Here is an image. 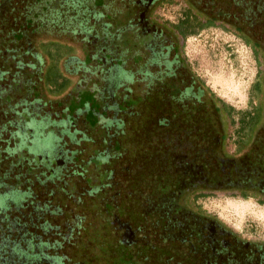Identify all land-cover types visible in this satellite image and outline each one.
I'll return each mask as SVG.
<instances>
[{
    "label": "flooded vegetation",
    "instance_id": "af4514ba",
    "mask_svg": "<svg viewBox=\"0 0 264 264\" xmlns=\"http://www.w3.org/2000/svg\"><path fill=\"white\" fill-rule=\"evenodd\" d=\"M191 1L196 11L207 16L213 15V0ZM23 2L21 0L17 4L15 0H1V31H8L7 28L17 31L26 16L32 17L35 14L34 16L40 17L46 11L50 12L52 19H47L46 31L37 35V42H34L37 46H42L46 59H50L46 52L48 45H56L59 49L61 47L68 51L75 46V53L79 56L83 53L88 57L102 53L112 60L122 61L126 52H132L143 58L146 67L142 74L132 69L136 73L126 76L129 84L125 88L132 91L133 94L129 93L130 95H140L143 92L152 95L147 96L146 100L150 98L155 111L159 112L166 123L162 128L169 133V137L164 140L167 148L182 146L188 156H194L196 153L193 146H200L201 151H210L214 146H226L229 142L236 143L241 139H229V124L223 114L227 110L226 104L220 103L218 98L221 97L209 89L194 72L190 62L182 54L179 33L176 37L172 35L171 31H175L157 14V8L164 4L163 1L107 0L105 3L110 10L107 15L99 6L90 5L89 2L93 4V0H27V6L31 5V12L28 10L23 17L14 15L15 23L16 17L24 19L13 28L12 24L6 28V18L19 12L18 7L26 4V1ZM84 11L88 13L85 16L88 21L79 23V19L73 20ZM8 13L11 14L8 16ZM112 21L117 26L111 32L115 26ZM27 62L28 60L23 64ZM4 65L6 69L4 72L0 71V82L6 80L8 83L0 85V92H10V86L14 84L11 68ZM40 68L43 69L41 75L47 74L46 68ZM62 69L65 70L64 66ZM21 72L19 74L22 79L19 80L20 84L17 83L19 90L15 93L17 98L31 97L27 91L33 85ZM63 76L65 79L69 77L66 74ZM103 76L105 78L108 75ZM114 77L111 79L112 82L115 81L110 88L112 95L119 93L120 87L125 84L122 81L116 88L120 76ZM43 83L50 86L48 91L54 92L51 83ZM18 91L22 94H18ZM256 92L261 98L260 102L263 101L264 104V95L258 90ZM45 109L42 106L26 105L20 110L3 111L0 107V141L6 144L4 147L0 146V264H175L178 263L176 258L184 262L189 257L194 264H197L200 257L205 259L206 264H264V244L247 243V240L228 230L218 240L213 239V236L200 237L196 234L192 237H180L178 235L182 233L176 231L166 234L159 232L163 222L153 225L151 228L157 230L150 233L148 231L151 228L145 231L143 225L127 226L129 229L123 232L115 225L112 227L115 238L110 236L113 244L111 248L104 250L105 243H101L100 233L94 230L98 226L88 218L85 220V213L82 214L81 198L85 196L87 188L82 185L80 189V181L68 177L72 173L67 168L71 159L66 156L71 153L73 157L76 152L67 153L66 147L77 143L79 137L76 142L71 143L67 135L60 134V128L54 125L53 115L50 116L49 110ZM41 123H47L46 130L39 128ZM7 126L15 130L5 141L3 134ZM43 130L45 137L53 133L59 134L60 146L51 137H48L45 146L42 143L38 146L37 141L45 139L40 136ZM35 147L40 149L38 154ZM188 156L182 167L188 165L192 168V160ZM177 157L178 155L174 156L173 162L179 165L175 160ZM13 163L17 166H12ZM36 174L38 175L35 176ZM65 177L69 181L64 182ZM60 183L62 185L57 187ZM49 184L55 186L49 195L57 201L43 199L42 195L46 193ZM82 190L85 192L82 193ZM120 192L121 200L116 205L126 218H144V215L154 211L151 206L139 212L133 210L130 190L128 197L122 187ZM125 197L131 203V208L125 204ZM60 215L63 216L62 224L55 225L54 218ZM164 217L171 223L179 221ZM144 231L147 234L142 233Z\"/></svg>",
    "mask_w": 264,
    "mask_h": 264
},
{
    "label": "rangeland",
    "instance_id": "374dc122",
    "mask_svg": "<svg viewBox=\"0 0 264 264\" xmlns=\"http://www.w3.org/2000/svg\"><path fill=\"white\" fill-rule=\"evenodd\" d=\"M20 1L15 0L17 4ZM23 1H26L25 5ZM100 1L104 3L103 0H93V4L89 3L93 7L98 5L102 8ZM161 1L164 4L157 8L159 17L168 23L177 24L184 16L185 0ZM22 2L23 4L18 7L20 11L6 18L4 22L6 28L10 24L13 28L24 19L16 17L15 23L14 15L23 17L28 10L31 12V5L27 6V0ZM212 8L217 13L220 12V15L226 14V20L229 13L239 15L237 7L215 3ZM48 11L51 10L48 8ZM10 14L8 13V16ZM34 15L26 16L17 31L9 28L8 31H1L0 28V71L4 72L6 69L4 64H7L11 68V78L14 83L10 86V92L4 90L0 92V107L3 111L20 110L24 105L45 107L46 111L49 110V115H53L54 125L60 128V134L67 135L71 143L76 142L79 137L77 143L66 147L67 153L76 152L73 157L71 153L66 156L71 159L67 168L72 173L68 174V177L80 181V189L82 185L87 188L85 196L81 198L82 214L85 213V220L88 218L98 226L94 230L100 233L99 240L102 244L105 243L104 250H108L113 244L111 237L115 238V235L112 227L115 225L119 227L120 232L127 231L129 229L127 226L137 227V225H143L147 231L153 225L167 221L164 216L183 223L191 220L192 225L194 222L198 223L200 218L194 215L196 212L191 207V201L188 202L186 194L192 193L197 188V179H192L193 177L201 176L202 173L213 174L210 161L216 154L213 155L212 149L210 151L196 149L198 152L197 156L194 154V158L203 159L200 160L202 167L189 168L187 164H184L187 165L186 167H182L188 156L186 149L183 150L182 146L177 145L166 147L165 138L167 139L169 133L164 132L162 128L166 123L159 116V112L155 111L156 108L150 98L146 100L147 96L152 95L145 92L140 95L139 93L130 95L129 93L133 94L132 91L125 88V85L129 84L126 76L136 73L132 69L142 74L146 67L143 58L137 57L132 52H126L122 61L112 60L102 53L89 57L83 53L79 56L75 53L77 50L75 46L68 51L61 47L59 49L56 45H46L47 56L50 58L46 59L42 46H37L35 40L37 35L46 31V21L52 19V14L46 11V14L40 17ZM231 20L235 21V18ZM112 23L115 26L111 32L117 26V23L113 21ZM257 30L258 27H256V35L263 40L264 34L263 36L258 34ZM181 51L194 72L209 89L238 111H251V115L245 119L241 129L239 142L232 141L225 146L227 154L233 156L241 148L264 145V137L261 135L264 133V104L260 102L261 98L254 88L255 81L264 78V64H260L253 50L231 28H224L218 23L217 26L202 29L196 35L181 42ZM27 60L28 62L23 64ZM41 66L46 68L47 74L44 73V76L41 75L43 70ZM20 71L33 85L27 91L31 97L17 98L15 93L19 90L17 83L20 84L19 80L22 79ZM62 73L69 75L68 79H65ZM97 73L108 76L104 78ZM118 75L119 85L116 88L122 81L125 84L120 87L122 93L119 91L112 95L110 88L115 81L112 82L111 79ZM45 81L51 83L54 92L48 91L50 86L42 84ZM7 83L8 81L3 80L0 85ZM262 87L263 95L264 85ZM262 87L259 86V89L261 90ZM132 90L135 92L134 88ZM18 94L22 92L18 91ZM234 116L238 119V114ZM41 124L38 125L39 128L46 130L47 123ZM237 126V124L229 126L228 132L232 136L229 139L237 138L235 135ZM130 128L132 131L129 130ZM14 130L7 126L3 134L5 141ZM43 131L42 133L38 131L42 138L45 137ZM48 137H51L56 145L61 142L57 133ZM48 137L37 141L38 146L41 143L45 146ZM171 139L174 138L171 136ZM1 145L6 146L0 141ZM215 149L214 146L213 150ZM259 150H263L264 154V147ZM35 151L38 154L40 149L35 147ZM175 155H178L175 160L179 165L173 162ZM12 166L17 164L13 163ZM63 181L69 179L65 177ZM120 184L125 196H129L130 190L133 210L139 212L151 206L154 207V211L144 215V218L136 219L134 216L126 218L116 205L121 200ZM57 185L59 187L62 183ZM53 188L55 186L49 184L46 193L44 195L41 193L43 199L57 201L55 197L51 198L49 195ZM83 192L85 191L82 190ZM124 199L125 204L131 208L128 198ZM198 204L204 211L220 218L244 239L264 242V205L259 204L255 198L242 199L227 193L215 192L211 197L198 201ZM62 219L61 215L55 217L54 224H62ZM178 236L186 237V234Z\"/></svg>",
    "mask_w": 264,
    "mask_h": 264
},
{
    "label": "trees",
    "instance_id": "16d2710c",
    "mask_svg": "<svg viewBox=\"0 0 264 264\" xmlns=\"http://www.w3.org/2000/svg\"><path fill=\"white\" fill-rule=\"evenodd\" d=\"M103 1L104 3L106 1L107 3V0ZM190 1L191 0H185L186 9L184 11V16L177 24L167 22L175 31H171L172 35L176 37V34L179 33L181 41L184 42L187 38L196 35L200 30L217 26V24L220 23L224 28H231L236 35L243 39V41L253 50V53L256 58L259 59L260 64H264V38L261 40V37L256 35V27L259 28V30H257L259 32L258 34H261L262 36L264 34V0H213L214 3L220 4L221 6L229 5L238 8L239 15H231L229 13V15H227L229 16L228 20L225 18L226 14L220 15V12L217 13L214 9L213 15L207 16L204 13L201 14L199 11H196L194 6L191 5L192 1L191 3ZM104 3L102 4V1L99 2V4H102L101 6L104 7H102V10L109 15V6L107 7L106 3ZM258 7H260L259 10ZM87 14L86 11H84V13H79V15L73 18V20L79 19V23L88 21V17H85ZM233 17L235 18V21L231 20ZM262 85H264V78L263 80L258 78L255 81L254 88L255 90H258L261 95L263 93ZM259 86L262 87L261 90L259 89ZM218 101L226 104L227 110L223 114L226 116L225 118L227 119L229 126L234 124L238 125L235 127V135L240 138L239 135L245 119L251 115V111H238L223 99L218 98ZM261 103L263 105V101ZM236 114H238V119L234 116ZM261 135L264 137V133ZM228 137L230 138L232 136L229 134ZM262 146L264 147V145H261V147L253 145L250 147H244L245 149L241 148L240 151H237L233 156L227 154L225 146H215L216 149H212V151L213 155L216 154V156L214 155L210 161L212 165L211 168L214 170L213 174L202 173L201 176L193 177L197 179V188L195 191L193 190L192 193L186 194L188 202L191 201V207L194 208L196 212L194 215L198 216L200 221L198 223L194 222L193 225L192 223L190 224L191 220H188L189 222L187 223L180 221H174L173 223L164 221L160 226V228H162L159 232L170 234L171 232L176 231L186 234V236L189 237H192L193 235L195 236V234L200 237L213 236V239L218 240L219 237L228 230L234 235L244 239L242 235L230 228L216 215L204 211L198 204V201L211 197L215 192H223L230 196L240 197L242 199L255 198L259 204L264 205V154L263 150H259L260 148H263ZM192 149L194 150V153H197V150H202L200 146H193ZM194 156H190V159H195ZM200 160L202 159L193 160L192 167L201 169L202 166L200 165ZM153 230H157V228H151L148 232L150 233ZM142 233L147 234L145 231ZM188 242L191 244L190 241ZM246 242L256 245L264 244V242L250 240H247ZM187 247L189 246L187 245ZM216 253L218 254L219 250L216 251ZM176 259L178 260V263L175 264H194L190 257L185 259L184 262L180 261L179 258ZM197 264H206V261L204 258L200 257Z\"/></svg>",
    "mask_w": 264,
    "mask_h": 264
}]
</instances>
